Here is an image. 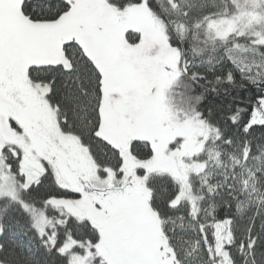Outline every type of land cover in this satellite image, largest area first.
I'll return each mask as SVG.
<instances>
[{
    "label": "snow or ice",
    "instance_id": "6c2138e0",
    "mask_svg": "<svg viewBox=\"0 0 264 264\" xmlns=\"http://www.w3.org/2000/svg\"><path fill=\"white\" fill-rule=\"evenodd\" d=\"M0 264H264V0H0Z\"/></svg>",
    "mask_w": 264,
    "mask_h": 264
},
{
    "label": "rangeland",
    "instance_id": "374dc122",
    "mask_svg": "<svg viewBox=\"0 0 264 264\" xmlns=\"http://www.w3.org/2000/svg\"><path fill=\"white\" fill-rule=\"evenodd\" d=\"M241 2H243V0H241Z\"/></svg>",
    "mask_w": 264,
    "mask_h": 264
},
{
    "label": "trees",
    "instance_id": "16d2710c",
    "mask_svg": "<svg viewBox=\"0 0 264 264\" xmlns=\"http://www.w3.org/2000/svg\"><path fill=\"white\" fill-rule=\"evenodd\" d=\"M222 7V6H221ZM26 240V238H24Z\"/></svg>",
    "mask_w": 264,
    "mask_h": 264
}]
</instances>
